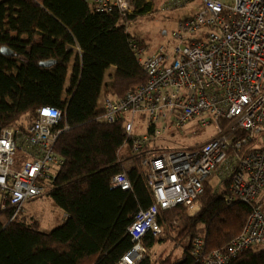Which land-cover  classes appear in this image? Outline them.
I'll return each mask as SVG.
<instances>
[{
  "label": "trees",
  "instance_id": "obj_1",
  "mask_svg": "<svg viewBox=\"0 0 264 264\" xmlns=\"http://www.w3.org/2000/svg\"><path fill=\"white\" fill-rule=\"evenodd\" d=\"M135 5L133 14L122 16L98 13L85 0H0V135L19 129V119L41 106L63 112L53 147L63 164L46 192L64 213L60 227L43 232L24 213L4 222L13 211L0 208V264H119L133 247L129 227L152 206L153 196L147 170L124 149L122 122L100 120V100H119L147 83L133 47L145 44L129 27L153 6L145 0ZM3 47L12 54H3ZM47 61L53 64L40 66ZM119 174L128 177L130 190L112 188ZM216 178L204 182L195 211L177 206L161 212L163 233L141 240L145 257L138 264H205V256L225 250L243 233L253 205L227 203L230 180ZM197 237L205 241L201 258L192 254ZM168 240L175 249L152 262L149 253ZM226 264H264V248L243 250Z\"/></svg>",
  "mask_w": 264,
  "mask_h": 264
},
{
  "label": "built area",
  "instance_id": "obj_2",
  "mask_svg": "<svg viewBox=\"0 0 264 264\" xmlns=\"http://www.w3.org/2000/svg\"><path fill=\"white\" fill-rule=\"evenodd\" d=\"M98 13L135 12L137 0H85ZM203 11L173 31L172 47L147 54L134 44L147 76L119 100L104 99L100 120L121 121L125 150L147 170L153 204L141 210L129 227L134 242L119 264H138L145 257L141 240L158 237L162 211L182 206L193 212L213 175L230 180L227 203L253 205L243 233L225 250L205 256V264H226L241 251L264 246V0H200ZM63 112L39 107L27 130L7 128L0 135V208L12 210L5 222L25 211V204L45 195L53 170L63 162L53 151ZM140 118V120H138ZM138 120V121H137ZM139 122V123H138ZM216 127L204 143L163 148L170 132L188 125ZM146 131L142 135L135 134ZM244 149H247L243 154ZM21 151L22 160L16 155ZM232 152L236 154L232 155ZM113 189L128 191L125 174L116 175ZM205 241H192V254L201 258Z\"/></svg>",
  "mask_w": 264,
  "mask_h": 264
},
{
  "label": "rangeland",
  "instance_id": "obj_3",
  "mask_svg": "<svg viewBox=\"0 0 264 264\" xmlns=\"http://www.w3.org/2000/svg\"><path fill=\"white\" fill-rule=\"evenodd\" d=\"M146 2L153 6V12L140 15L129 27V32L144 41L147 54L156 53L160 48L168 49L172 47L174 43L172 38L173 31L178 28L180 23L192 19L203 11V5L200 0H145V4ZM113 73L114 69H110L107 72L106 81L109 80ZM103 107L104 98L102 97L100 108L102 109ZM32 120V112L24 114L18 121L19 127L27 130L31 126ZM145 132H138L136 130L135 134L142 135ZM217 134L218 130L216 127L203 128L197 124H191L181 129V131L170 132L168 140L162 141L161 146L166 149L191 147L196 143L207 142ZM23 156V153L19 151L16 155V160H22ZM51 174L55 175L56 171L53 170ZM218 181L219 178H216L215 183ZM259 198L264 207V190L261 192ZM24 214L27 220H38L43 232H50L60 227L64 221L63 211L55 204L48 193L26 203ZM175 243L173 240H168L156 246L153 253H149L150 260L156 262L160 255L169 254L175 249ZM263 248L264 246L259 245L255 247V250L259 251ZM180 253L181 251L178 250L177 254L179 255Z\"/></svg>",
  "mask_w": 264,
  "mask_h": 264
},
{
  "label": "water",
  "instance_id": "obj_4",
  "mask_svg": "<svg viewBox=\"0 0 264 264\" xmlns=\"http://www.w3.org/2000/svg\"><path fill=\"white\" fill-rule=\"evenodd\" d=\"M1 52H2L3 54H5V55H11V54H12V52H11L9 49L5 48V47H3V48L1 49ZM52 64H53V62L47 61V62H41V63H40V66H43V67H49V66H51Z\"/></svg>",
  "mask_w": 264,
  "mask_h": 264
}]
</instances>
